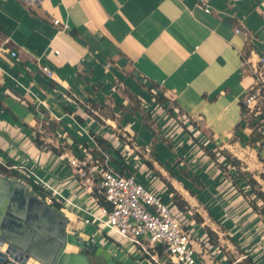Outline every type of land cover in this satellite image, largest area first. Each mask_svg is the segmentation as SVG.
I'll list each match as a JSON object with an SVG mask.
<instances>
[{"label":"crops","instance_id":"0c3cea01","mask_svg":"<svg viewBox=\"0 0 264 264\" xmlns=\"http://www.w3.org/2000/svg\"><path fill=\"white\" fill-rule=\"evenodd\" d=\"M262 57L264 0H0V162L54 195L68 229L108 247L117 261L172 264L163 250L153 258L111 232L97 191L82 184L80 170L95 176L101 145L128 156L125 141L112 137L115 120L93 107L112 108L116 76L131 71L225 143L242 122L256 72H264ZM122 162L112 159L174 203L203 261L208 221L180 210L171 186L191 202L189 191L151 167L136 172ZM235 190L237 201L244 198Z\"/></svg>","mask_w":264,"mask_h":264},{"label":"rangeland","instance_id":"374dc122","mask_svg":"<svg viewBox=\"0 0 264 264\" xmlns=\"http://www.w3.org/2000/svg\"><path fill=\"white\" fill-rule=\"evenodd\" d=\"M256 81L261 95L251 105L244 103L242 122L225 143H217L199 118L177 109L158 85L131 71L116 76L112 108L92 106L115 120L112 137L124 140L128 153L125 158L105 143L99 155L94 154L96 162L106 164L116 158L136 172L151 167L167 181L177 180L176 187H185L193 197L187 195L188 202L181 190L171 186L179 201L187 203L185 213L208 221L203 226L210 237L208 254L226 264H264V196L257 194L264 193L260 177L264 173V81L257 72ZM9 177L20 180L19 175ZM249 178L258 184L252 188ZM235 189L244 198L237 201ZM250 252L257 254L250 256ZM91 257L94 263H103L102 257Z\"/></svg>","mask_w":264,"mask_h":264},{"label":"built area","instance_id":"2783aa9c","mask_svg":"<svg viewBox=\"0 0 264 264\" xmlns=\"http://www.w3.org/2000/svg\"><path fill=\"white\" fill-rule=\"evenodd\" d=\"M12 55L15 56L16 51H12ZM260 61L264 63V57ZM258 74L264 81V72ZM255 85L244 98L248 105L261 95V89ZM96 161L97 159L93 178L86 176L87 173L83 170H80V175L85 177L82 184H89L104 198L105 218L102 223L109 227L111 232L114 231L124 240L137 246L140 252L153 258L154 253L159 249L163 250L172 264H216L207 259L208 251L201 253L203 261L198 259L193 235L177 214V209L170 199L145 185L135 172L125 171L109 159L106 164ZM70 162L74 166L80 163L75 157L70 158ZM45 199L51 204L54 195Z\"/></svg>","mask_w":264,"mask_h":264},{"label":"water","instance_id":"95a60500","mask_svg":"<svg viewBox=\"0 0 264 264\" xmlns=\"http://www.w3.org/2000/svg\"><path fill=\"white\" fill-rule=\"evenodd\" d=\"M39 3L40 0H26ZM70 220L24 181L0 173V239L43 264H123L112 250L68 229ZM72 245L80 251H68Z\"/></svg>","mask_w":264,"mask_h":264},{"label":"trees","instance_id":"16d2710c","mask_svg":"<svg viewBox=\"0 0 264 264\" xmlns=\"http://www.w3.org/2000/svg\"><path fill=\"white\" fill-rule=\"evenodd\" d=\"M37 143L40 145L41 142L39 140V137H37L36 139ZM236 164H237V161H235ZM235 164V163H234ZM0 173L3 174V175H6V176H10L11 174L13 175H19L20 178H22V180H25L28 184H30L32 186V189L34 190V192L38 195H40L42 198H46V193L44 192V190L39 187L35 182H33L30 178L26 177V175H20L19 172L17 170H15L14 168H8L7 166H5L3 163L0 162ZM260 177L262 179H264V173H261L260 174ZM249 185L253 188L255 187L256 184H258V181L257 179L255 178H249L247 179ZM260 197H263L264 196V193L259 191L257 193ZM176 197V198H175ZM175 202L178 206V208L182 211H184V208L186 206V202L185 201H179V199L177 198V196H175ZM99 200L102 204H106L105 201H104V198L103 197H99ZM51 205L56 208L57 210L60 211V208H61V205L60 203H58V201L56 200H53V202L51 203ZM8 260L6 261H0V264H8Z\"/></svg>","mask_w":264,"mask_h":264},{"label":"bare ground","instance_id":"6f19581e","mask_svg":"<svg viewBox=\"0 0 264 264\" xmlns=\"http://www.w3.org/2000/svg\"><path fill=\"white\" fill-rule=\"evenodd\" d=\"M75 247L68 246V251H73ZM8 260V264H43L27 254L26 252L13 247L0 239V261Z\"/></svg>","mask_w":264,"mask_h":264}]
</instances>
